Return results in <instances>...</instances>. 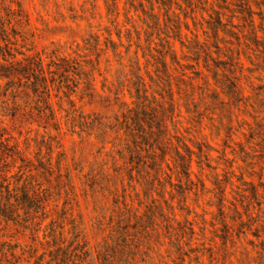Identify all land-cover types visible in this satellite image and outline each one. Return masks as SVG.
Here are the masks:
<instances>
[{
	"label": "trees",
	"instance_id": "1",
	"mask_svg": "<svg viewBox=\"0 0 264 264\" xmlns=\"http://www.w3.org/2000/svg\"><path fill=\"white\" fill-rule=\"evenodd\" d=\"M96 1L86 0L85 10L94 13ZM103 1L100 31H89L73 54L54 48L46 63L34 51L24 0H0V264H264V81H248L245 94L238 72L242 56L264 70V0ZM108 51L121 67L109 85L118 107L87 112L72 95L93 98L94 70ZM53 96L71 131L102 141L87 170L68 159ZM35 112L46 129L23 144L1 125ZM223 131L246 135L240 173L212 164L208 137ZM76 176L85 195L104 200L95 207V246ZM206 191V205L217 207L209 243V211L191 216L192 196Z\"/></svg>",
	"mask_w": 264,
	"mask_h": 264
},
{
	"label": "rangeland",
	"instance_id": "2",
	"mask_svg": "<svg viewBox=\"0 0 264 264\" xmlns=\"http://www.w3.org/2000/svg\"><path fill=\"white\" fill-rule=\"evenodd\" d=\"M24 3L29 12L30 25L34 33V51L42 53L46 63L48 59L46 53H49L54 48H58L64 54H73L72 52L77 48L76 46L82 44L84 37H86L89 31H100L99 27L105 23V6L103 0L96 1L97 6L94 9V13H91V10H85V8L89 6L86 0H24ZM256 20L257 24H259L261 21L259 15H256ZM234 21L242 24V21L238 22V19H234ZM240 27L244 31L247 29L246 24ZM234 29L237 30L236 27H234ZM243 30H238L241 38L240 41H243L245 38V36L243 37ZM101 38L104 39V34H102ZM232 41L233 45H235L239 40L233 37ZM88 58L96 59L97 55L93 52ZM106 58H110V60L108 61ZM111 59L110 51L101 56L100 62L97 65L98 69L94 70V96L93 98H90L85 91L82 92L79 89L72 95L76 106H81L87 112H109L118 107L116 96L110 90L109 85H111V82L115 81L116 75L120 73L121 67ZM241 62L238 72L241 74L244 93L249 94L251 89L248 86V81L253 80L255 82L254 85L257 86L262 82L259 78H262L264 81V70L261 68L262 65L261 67H258L257 65L252 64L246 56L241 57ZM86 67L87 69H90L91 65ZM253 69L257 71L252 73ZM81 87H83V85H81ZM122 99L128 102L132 100L128 90H125ZM52 101L56 108L58 120L61 122L60 136L68 159L72 164L74 161L80 160L81 166H84V169L87 170L92 158L102 145L101 139L94 135L87 136L84 133L71 131L65 124L64 111L61 110L59 106L60 99L57 96H53ZM64 105L67 106L69 103L64 102ZM238 112L242 113L240 111ZM240 118L248 122L253 121V117L249 114H241ZM235 124L238 126V121H235ZM1 125L7 126L9 131H11L21 144H23L26 135L33 136L37 132L41 133L46 129V120L35 112L32 117L25 119L23 122L8 118L1 123ZM209 132H211V130L206 129V133ZM111 137L112 135H109V138ZM245 137L246 135L242 132H238V134L234 135L233 139H229L226 131H223L220 134V139L214 138L213 134H210L208 140L212 146L210 150L212 164L215 165L217 160L222 161L227 165H231L237 173H240L239 169L241 166L245 165V162L242 160L241 156H238L237 152L240 150L239 142L245 140ZM107 145L110 146L109 143H107ZM26 158L32 162L35 161L33 153L26 154ZM20 163L22 162L19 160L17 165ZM255 165L257 166H255L256 174L254 175H256L255 178L258 179L260 170L258 164ZM222 166L224 167L225 164ZM193 170L196 173H200V168L196 162L193 164ZM205 171L207 172L208 170ZM219 171L222 172L221 169H219ZM77 173V170H75L74 174L76 175ZM49 178L52 184H56L57 174L55 172H53ZM74 180L76 182L79 201L87 224L89 239L91 244L95 246L102 237V231L98 230L94 225V217L98 213L95 207L97 205H104V200L100 195H85L79 178L76 176ZM234 181H238L236 177L234 178ZM206 185L210 189H213L214 185H212L209 179H206ZM232 189L233 186L229 184L227 187L229 197L232 196ZM206 193L207 194H204L203 197L201 196L200 200L198 199L197 201L195 200L197 196H192L193 202L191 216L193 217L197 213L201 215L204 214V209L209 211V213L203 215L207 222H209L207 223L209 230L206 232V242L209 243L211 242L213 235L212 232H210L213 229L210 221L213 220L215 214H213V212H216L217 207L206 205L209 196H212L210 191H206ZM201 194L202 193H200V195ZM134 199V203L137 206L138 201L136 198ZM217 242L219 243L220 239H217ZM216 251L219 255L221 253L223 254L221 250L219 252V247L216 248Z\"/></svg>",
	"mask_w": 264,
	"mask_h": 264
}]
</instances>
